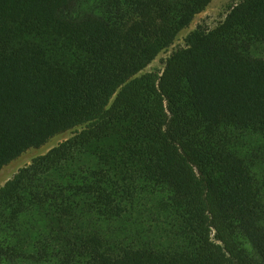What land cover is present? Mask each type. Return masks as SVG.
<instances>
[{
    "label": "trees",
    "instance_id": "trees-1",
    "mask_svg": "<svg viewBox=\"0 0 264 264\" xmlns=\"http://www.w3.org/2000/svg\"><path fill=\"white\" fill-rule=\"evenodd\" d=\"M0 0V264H264V0Z\"/></svg>",
    "mask_w": 264,
    "mask_h": 264
},
{
    "label": "rangeland",
    "instance_id": "rangeland-1",
    "mask_svg": "<svg viewBox=\"0 0 264 264\" xmlns=\"http://www.w3.org/2000/svg\"><path fill=\"white\" fill-rule=\"evenodd\" d=\"M242 1L243 0H213L208 9L196 17L191 27L179 36L175 45L168 51L162 53L143 73H157L161 75L164 71L166 60L176 50L186 47L187 40L192 33L198 30L199 27L207 30L215 29L225 21L231 9ZM81 131L82 129H78L58 135L50 140L44 147L29 150L20 158L3 168L0 171V189L12 180L19 171L30 166L35 159L48 154L51 150L70 140L76 133Z\"/></svg>",
    "mask_w": 264,
    "mask_h": 264
}]
</instances>
